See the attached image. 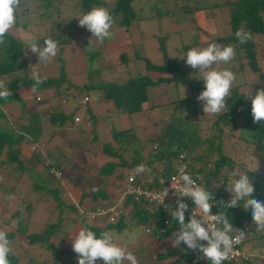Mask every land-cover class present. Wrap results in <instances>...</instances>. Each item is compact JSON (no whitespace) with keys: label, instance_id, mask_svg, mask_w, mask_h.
Wrapping results in <instances>:
<instances>
[{"label":"trees","instance_id":"1","mask_svg":"<svg viewBox=\"0 0 264 264\" xmlns=\"http://www.w3.org/2000/svg\"><path fill=\"white\" fill-rule=\"evenodd\" d=\"M132 1L133 0L112 1L108 11L113 16L114 23L119 27L127 28L133 20L140 17L138 14L139 12H136V10L139 11L141 9L142 3L148 4L149 2V0H136L138 3L136 9H134ZM160 1L162 0H155L152 5L155 9L154 12L145 17L162 14V12L160 13L156 8V4ZM78 2L83 12H87L93 5L101 3L99 0H78ZM171 2L173 4L176 3L175 6L180 9H184L185 6L195 7L193 0H171ZM42 3L43 2H40L38 5L36 4V6H42ZM224 4L228 8L229 34L221 38L213 35L212 38L220 41L222 40L233 46L236 52V59L241 60L243 57L241 66L243 67V64L246 65L248 70L256 75L255 81L257 85L254 87V93L252 94V96H254L257 90L264 88V70L260 67L255 52L257 41L261 39L260 36L264 37V0H226ZM23 10V13H25L28 9L23 7ZM238 29L250 33L251 38L246 43H240L236 38L235 33ZM48 32L49 34L36 38V42L39 46L43 47L44 40L46 38H51V30ZM58 38L59 36L56 34L52 39L56 40L58 45H60L61 41ZM209 39L210 38H208V40ZM6 41L7 47H0V79H5L8 82L7 87L12 94L6 100L0 99V120L5 119L10 126L1 109V105L4 102L13 100L19 101L17 90L20 87L27 88L31 95L35 94L36 91L50 89L49 96L54 95L57 99L61 98L66 101L65 94L69 88L68 86L71 84L68 82L66 83L67 86H61L66 80L62 70L63 68L61 67L58 76L44 77L43 83L33 88L34 81L31 79V75L27 74L25 70L26 62L23 57L21 41L15 39L11 34L6 36ZM260 41L264 40L261 39ZM160 49L163 52L162 46ZM127 52H129V62L136 61V63H138V59H140L143 72L137 69L138 71L136 73H131L120 83L112 81L101 82L95 86L83 85L81 89L87 91L94 87L104 101L111 102L115 108L127 113L140 111L141 103L148 99V90L162 83H172L174 86H188L192 96L185 97L183 100H185L186 103L188 101H192V103L190 102L186 109L194 105V102L197 101L196 97L203 90L204 86L200 81L192 79V77L186 73L187 70L178 62V59L164 57L161 64H154L137 55L134 46L130 44L128 51L118 53L116 56V63H124L126 65L127 56L125 53ZM22 69H24L22 73H15V71ZM244 94L245 93L239 92L237 87H232L230 95L226 98L228 109H225L220 115H212L210 118L211 120H209L207 124L209 130L207 134H200V130L197 128L196 123L188 122L187 120V116L190 115L191 112H194L195 108H191L192 111L186 110L187 114L184 115L185 117L170 115L166 124L159 129V132L152 138V149H150L149 153L143 158L139 154L141 153L142 146H136L137 139L131 133L130 129H111V131H109L111 140L100 143L99 149L101 153L105 154L109 160L99 167V174L108 175L114 169L126 167L131 164L137 165L141 162L148 165L153 171L168 174L172 171L173 159L176 154L178 152H184L186 155H190L194 161L203 164L204 168H199L203 173L202 185L208 191H211L212 195L221 192L222 200L229 201L231 194L226 190V187L227 182L230 181L231 173L234 171L236 162L230 158L228 156L229 154L224 150V135H229L231 130L237 128V136L242 138L243 150L255 156L258 161L262 163L263 166L261 170L264 172V124L253 123L251 97H246ZM176 101L178 102V100ZM21 106H23V104L16 105L17 109L20 110L19 113L23 111V108L21 111ZM68 118V114L64 109L61 112H51L47 114V121L50 123L62 124V121L65 122L69 120ZM240 120L241 125H239ZM38 128L39 124L36 120H26L17 130L10 127L5 129L4 126L0 125L1 167H4L6 170L16 167L18 169L23 168V163L18 159L19 143L23 140L25 142L33 140L38 133ZM129 148H131L133 154L131 158L129 156L127 159L124 154ZM248 175L255 188L253 198L264 202V180L254 177L249 172ZM219 181L222 182L219 183ZM101 193V189H95L93 191L90 190L87 195L90 199H96ZM84 196H86V194L83 193L81 197ZM102 197L100 198L104 199ZM142 204V200L133 204V210L129 214L130 218L139 224L149 227V235L155 241L163 243L166 239H170L172 233L179 228L178 223L174 221L170 215V213L175 210V207L171 205L146 212L143 210ZM56 205L58 206L59 202L56 201ZM67 207L73 209L72 204H69ZM211 211L214 213L224 212L234 228L240 229L246 233L247 240H255L263 251L262 261L257 264H264V233L256 232V225L252 220L251 210H245L242 205L227 207L223 201H221L212 205ZM188 212L189 207L188 211L185 212L186 223L190 219L186 216ZM9 218L15 219V225L11 229L4 231H6L8 239L18 234V237L21 239V245L19 246L21 250L22 248H27L29 245L38 244L48 251L49 261L47 264H78L77 254H75L69 262L60 260L53 243L49 241L50 237L62 233H60L61 218H58L56 221H46L43 227L36 232H25L17 228V225L20 224L18 223L19 217L17 216V211L11 213ZM122 223V219L118 217L115 223H107L105 227L108 229H119ZM4 224H6V222H4ZM79 225L80 228H89L97 236L105 231L104 228L92 226L83 220H80ZM1 226H3V224H0V230H3ZM238 246L240 247V245ZM154 258L159 261L168 259L166 264H211V262L203 258L202 254L198 251L187 249L183 244L180 248H173L170 242L164 249L157 250L154 253ZM8 260L9 264H16L18 261L17 257H14L12 251L9 253ZM251 261L247 253L244 257L226 260L223 264H237V262L241 264H252Z\"/></svg>","mask_w":264,"mask_h":264},{"label":"rangeland","instance_id":"2","mask_svg":"<svg viewBox=\"0 0 264 264\" xmlns=\"http://www.w3.org/2000/svg\"><path fill=\"white\" fill-rule=\"evenodd\" d=\"M22 1L20 9L17 11V23L9 34L22 43L23 57L26 62V69H24L30 75L33 69H38L41 77L44 78L58 76L60 68H63L62 70L66 80L61 86H65L68 82L71 84L68 86L69 88L65 94L66 103L62 105L68 114L69 120L63 123L69 122L72 124L71 118L73 116H77L81 120L85 116L91 118L90 131L93 133L94 139L90 143V146H93L95 143L99 144V142L110 141L109 131L111 129L128 128L137 139L136 146H142L141 152L146 156L150 149H152V138L166 124L168 117L170 115L183 117L187 114L186 110L192 111L191 108H195V111L187 116L188 122H195L197 128L200 130V134L209 133L207 124L211 120L212 115L203 112V109H201L203 108L202 102L197 100L194 102V105L186 109L189 103H192V101L186 103L183 100L185 97L192 96L187 85L174 86L172 83H162L151 87L148 90L147 101L141 103V110L132 113L123 112L114 106L107 105L106 103H110L106 100H100L99 96L101 95L94 87L87 91L82 90L81 87L83 85L95 86L101 82L109 81L120 83L131 73H136L138 70L143 72L140 59H138V63L136 61L129 62V52L125 53L127 56V66L124 63H116L118 53L128 51L130 44L134 46L137 55L154 64H161L164 57L178 59V62L187 70L186 73L192 79L200 81L204 86L203 78H195L199 77V72L188 66L185 63V59L181 56L186 55L187 51L191 48H204L213 42L230 45L222 40L212 38L213 35L221 38L229 34L228 8L224 4L226 0H193L195 7L185 6L184 9L175 6L176 3L173 4L171 0H162L156 4V8L162 14L145 17L146 15L152 14L155 10L152 6L155 0H149L148 4L142 3L143 5H141L139 11L136 10V12H139L140 17L133 20L127 28L119 27L113 23L110 29L111 36L102 45L96 44L94 42L95 38L91 37V33L86 28L78 25V18L75 15L86 13L81 10L78 0ZM99 1L101 2L100 4L93 5L89 10L95 7L109 9L113 0ZM137 1H132L134 9L137 7ZM40 2H43V5L36 6ZM23 7L28 9L25 13H23ZM50 30L52 32L51 39L58 34V39L61 41V44L59 45L57 56L47 64H41L37 59V55L25 46L24 41L28 38H35L36 40V38L49 34L48 31ZM260 37L264 40L263 36ZM208 38L210 39L208 40ZM90 40L93 43H89ZM260 40L257 41L255 52L260 67L264 70V41ZM161 46L163 47V52L160 49ZM242 58L241 60L235 58L228 64L221 63L219 65H213V67L217 69L228 68L233 71L237 78L233 87H237L239 92L245 93L249 86L252 95L254 93V87L257 85L255 81L256 75L251 73L246 65L243 64V67L241 66L243 62ZM24 69L15 71V73H22ZM183 88L185 94L182 98ZM38 92L42 95V99L40 102H36L37 104L41 105L45 100L49 99L51 102L57 103L56 96H49V93L46 91ZM85 94L90 96L87 104L88 109L84 104L79 103L81 97ZM77 124L82 125L83 130L79 131L82 132L81 136L86 139V135L89 133L87 130L89 127L80 122ZM0 125L4 126L5 129L9 128L5 119L0 120ZM239 125H241V120ZM76 128L78 129V126ZM241 140L242 138L237 136V128L231 130L229 135H224V150L236 162L234 171H249L256 167V161L258 159L243 150L244 146ZM61 145L63 147L62 151L70 156L69 151L72 149V145L68 149L66 144ZM76 145H79L81 148L82 146L86 147L87 142L84 141L83 144L79 142ZM77 149L78 147H76ZM62 151L60 154L63 153ZM126 151L124 155L128 159L133 151L131 148ZM100 158L104 160L103 162L109 160L105 154L98 152L97 158L94 160H99ZM65 160V165H62L61 171H63V174L67 173L69 175L68 171L71 170V163L66 156ZM262 166V163L259 162V168L254 171H249V173L254 177L264 180V172L261 170ZM19 170L11 169V176L16 177L15 175L20 173ZM27 176L32 181H37V176L34 174L30 175L27 172ZM68 177L70 178V176ZM11 179L6 177L7 181L5 186L8 188L12 186ZM63 179L67 180L66 178ZM19 181L17 185L20 189H23L25 186L30 187L29 184H25L24 180L20 179ZM7 190L9 191V189ZM60 190L56 193L57 198L54 199V194L40 191V189L33 190L30 198L27 194V189L25 196L28 198V203L22 200L19 201L23 207H29V203L34 202L33 198L36 193L41 195V199L39 201L36 199L37 202L35 201L34 206L31 205L32 207H29L31 211L28 213L27 222L24 223L23 218H19L18 223L20 224L17 225V228L21 231L34 232L43 226L44 221H56L58 218H61L60 233H66L71 227V223L67 221L71 212L66 206L70 200ZM0 192L4 193L2 190ZM56 201L59 202L57 207L55 206ZM48 211L51 212L50 216L48 215ZM129 226L133 227L132 233H126ZM106 231L113 233L117 242L121 246L127 247L138 260L144 254L143 249L145 247L143 248L141 238L149 236V234L146 235L141 228H137V225L133 226L129 223L126 228L121 227L120 230L108 229ZM240 247L249 254V259L252 260V264L261 263L263 251L255 240L246 239L240 244ZM15 249H19L16 244ZM22 250L28 259L32 258L29 261L30 264H41V262L45 261L37 254L40 253L39 250L46 252L48 256V251L44 250L38 244L29 245L27 248H22ZM11 251L13 252V249ZM147 259L148 261L145 264H153L152 262L156 260L151 259V255H147ZM167 261L168 259L163 264H166ZM139 264L143 263L140 261ZM237 264L241 263L237 262Z\"/></svg>","mask_w":264,"mask_h":264},{"label":"clouds","instance_id":"3","mask_svg":"<svg viewBox=\"0 0 264 264\" xmlns=\"http://www.w3.org/2000/svg\"><path fill=\"white\" fill-rule=\"evenodd\" d=\"M21 2L22 0H0V47H7L6 36L17 23V11L21 7ZM75 17L78 18V25L86 28L91 33V37L95 38L94 42L96 44L102 45L106 39L110 38V29L114 19L107 8L95 7L86 13L75 15ZM235 36L240 43H246L251 38L250 33L241 29L236 31ZM89 43H93V41L90 40ZM24 44L32 53L38 56L41 64L50 62L57 56L59 51L58 42L51 38L44 40L43 47L39 46L35 38L26 39ZM235 55L236 52L233 46L213 42L204 48H191L186 55L181 56L185 59V63L188 66L199 72V77L195 78H203L204 88L196 99L202 102L205 114L216 116L228 109L226 98L230 95L231 89L236 82V75L228 68L217 69L213 65L228 64L235 59ZM31 79L34 81L33 88H35L43 83L45 78L41 77L38 69H33ZM7 84L8 82L5 79H0V99L6 100L12 94L8 90ZM184 94L185 90L183 88L182 98ZM85 95L88 96L87 94ZM244 96L251 97L253 123L264 124V88H260L252 96L248 86ZM40 98L42 99V95L36 91L32 98L34 103ZM88 101L89 96L84 103L80 99V103L85 106H87ZM57 102L66 103L61 98L57 99ZM78 122L83 123L85 126L90 124L88 116H85L82 120L77 116H73L72 123L76 124ZM30 149L32 150L34 147L30 146ZM139 154L142 158L145 156L142 153ZM120 168L124 169L122 187L125 176L133 168H135L134 175L158 172L151 170L148 165L142 162L137 165L131 164ZM199 168H204V166ZM258 168L259 162L257 160L256 167L249 171H254ZM249 171H233L231 173L230 181L227 182L226 187V190L231 194V198L226 205L227 207L242 205L245 210H251L252 220L256 225V232L264 233V202L253 198L255 188L248 175ZM53 172L56 176L61 174L60 171L54 169ZM178 172L179 176L174 177V183L171 184L173 195L176 197V207L170 215L178 223L179 228L172 233L170 245L173 248H180L183 244L187 249L201 253L203 258L207 259L211 264H223L224 261L238 254L235 251V246L242 244L246 239V233L234 228L224 212L215 214L211 212L213 204L212 193L202 184L197 183V180L200 179L199 177L193 179L191 174L186 171L185 166H181ZM166 196H168V189L163 188V191L154 195L153 199L157 205H163ZM184 198L190 199L195 206V212L187 223L185 222V212L188 211V204ZM134 203L130 204L128 201L121 203V207H125L127 210L125 215L122 214L120 216L123 219L122 222L126 221V215L133 210L132 206ZM129 221L131 223L135 222L131 218ZM107 223L113 224L115 222ZM134 224L142 228L143 231L145 228H149L137 222ZM145 233L149 234V232ZM69 236L72 242V249L77 254L78 264H96L98 260H102L103 264H125V262L127 264H139L137 257L127 247L121 246L110 231H104L97 236L89 228L82 227L74 237L72 235ZM10 252L11 247L7 233L4 230H0V264H9L8 256Z\"/></svg>","mask_w":264,"mask_h":264},{"label":"crops","instance_id":"4","mask_svg":"<svg viewBox=\"0 0 264 264\" xmlns=\"http://www.w3.org/2000/svg\"><path fill=\"white\" fill-rule=\"evenodd\" d=\"M41 91L49 93L47 89H43ZM17 94L19 101L13 100L10 102H4L1 105V109L10 124L9 127L17 130L20 125L26 122V120H36L39 124V128L37 129L38 133L33 140H28L27 142L23 140L19 143L18 159H20L23 163V168L19 170V174L17 173V175H15L16 177L11 176V169L6 170L4 167L0 166V190L4 192H0V224H3L1 228L3 230H9L15 225V219L9 220L10 214L14 211H17V216L19 218H23L24 223L27 222L28 213L31 211V208L29 207L31 205L34 206L35 201L37 202V200L39 201L41 199V195L36 193L33 198L34 202H30L29 207H23L19 201L22 200L28 203V198L25 196L27 189V194L30 198L31 192L35 189H40V191H46L47 193L54 194V198L56 197V193L61 189L68 197V200H70L67 206L69 204L73 205V209L68 208L71 215L67 221L71 223V227L66 233L62 232L61 234L50 237L49 241L53 243L58 258L62 261L69 262L76 254L72 249V242L69 235L74 237L81 229L79 225L80 220H83L92 226L104 228L105 231L108 230V228L105 227L107 224L105 213L95 212L93 215L92 213L95 211L96 207H106L108 205H118L120 203L119 196L121 194L122 181L124 178V169H114L108 175L99 174V167L104 163V160L101 158L99 160L94 159L97 158L98 152L101 153L99 148L100 143L102 142H99V144L95 143L93 146H90V143H92V140L94 139V135L90 131V118L89 128L87 129L89 133L86 135L85 139L81 136L82 132L79 131L83 130V127L80 124H71L69 122L64 124L63 121L62 124H57L47 121V114L51 112H61L63 110L62 104H65V102L62 104L58 102L53 103L49 99L39 105L34 103L32 99L33 95H31L30 91L25 87H20L17 90ZM99 97L100 100H103L101 96ZM39 101H41V98L37 102ZM109 103L110 104H106L113 106L111 102ZM18 104H23V106H21V111L23 108L22 113H19L20 110L16 107ZM77 126L78 129L76 128ZM84 141L87 142L86 147L82 146L81 148L79 145H76V143L79 142L80 144H83ZM61 144H66L67 149L70 148V145H72V149L69 151L70 156L62 151L63 147ZM30 146L34 147V149L31 150ZM76 147H78L77 150ZM61 151L63 152L62 154H60ZM65 156L71 163V170L68 171L69 175H67V173L63 174V171H61L62 165H65L66 162ZM53 169L60 171L61 174L56 176ZM13 170H18V168L16 167ZM27 172L30 175L34 174L37 176V181H32V179L27 176ZM68 176H70V178ZM6 177L12 178L11 188L5 186L7 181ZM63 178H66L67 180ZM20 179L24 180L25 184H29L30 187L25 186L23 189H20L17 185L20 182ZM7 189H9V191ZM95 189H101L102 193L99 197L97 196L96 199H90L87 193L90 190L93 191ZM83 193L86 194V196L81 197ZM100 197L104 199H101ZM55 206L57 207V205ZM48 215H51L50 211H48ZM126 217V221L122 223L119 230L121 227L126 228L129 223L133 226L135 225L129 221V213ZM4 222H6L7 225L4 224ZM137 228L140 229L138 226ZM132 229L133 227L129 226L126 233H132ZM20 240L21 239L18 237V234H15L11 239H9L11 249L13 246V255L18 259L16 264H30L29 261L32 258L28 259V257L25 256L23 250L19 247L21 245ZM141 240L143 248L145 247L146 249H143L144 254L140 257L141 260L139 259L138 261L139 263L141 261L143 264L148 261L147 255H151V259L155 260L154 253L157 250L164 249L170 242V239H166L163 243L155 241L150 235L141 238ZM15 244L19 247L18 250L15 249ZM39 246L41 247V245ZM39 252L40 253L37 254L41 256V259L45 260L44 262H41V264H47L49 259L46 252L42 250H39ZM164 261L165 260H155V262L152 263L163 264ZM96 264H103V261L98 260ZM125 264H127V262H125Z\"/></svg>","mask_w":264,"mask_h":264},{"label":"built area","instance_id":"5","mask_svg":"<svg viewBox=\"0 0 264 264\" xmlns=\"http://www.w3.org/2000/svg\"><path fill=\"white\" fill-rule=\"evenodd\" d=\"M87 100H88V96L86 95L81 98L82 103L86 102ZM181 166L186 167V171L189 174H191L193 179H196V177L200 178L197 180L198 184H203V173L199 170V167H203L202 164H200L197 161H194L190 155L188 156L185 153L180 152L173 159L172 171L168 174H164L158 171L151 174L134 175L135 168L131 169V171L128 173V175L125 176L124 179L122 191L119 196L120 203L118 205L96 207L92 215L95 212L98 213L102 212L105 213L107 222L109 223L115 222L118 217L122 216V214L125 215V212H127L125 207H121V203H123L124 201H128L130 204H132L134 202H138L142 200L143 202L142 207L143 210L146 212H151L157 208H164L171 205L173 207H176V197L175 195H173V189L171 187V184L174 183L173 178L179 176L178 169ZM163 188L168 189V196L165 197L163 205H157L156 201L153 199V196L156 195L157 193L162 192ZM212 196H213L212 205H214L216 202H221V201H223V203L226 205L228 202L226 200H222L221 192ZM184 200L189 207V212L187 213L186 216L190 218L191 215L194 214L195 212V206L193 205L190 199L184 198ZM212 213L215 214L214 212ZM144 231L150 232L149 228H145ZM235 251L238 254L233 255L228 260L236 259L237 257L241 258L247 255V252L243 251L241 247H239L238 245L235 246Z\"/></svg>","mask_w":264,"mask_h":264}]
</instances>
